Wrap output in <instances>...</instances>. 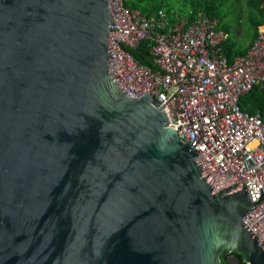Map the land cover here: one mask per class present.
<instances>
[{
    "label": "water",
    "instance_id": "obj_1",
    "mask_svg": "<svg viewBox=\"0 0 264 264\" xmlns=\"http://www.w3.org/2000/svg\"><path fill=\"white\" fill-rule=\"evenodd\" d=\"M115 0H0V264H264L166 109L108 75Z\"/></svg>",
    "mask_w": 264,
    "mask_h": 264
},
{
    "label": "built area",
    "instance_id": "obj_2",
    "mask_svg": "<svg viewBox=\"0 0 264 264\" xmlns=\"http://www.w3.org/2000/svg\"><path fill=\"white\" fill-rule=\"evenodd\" d=\"M115 6L120 24L108 36L110 79L124 80L129 92H146L166 109L168 127L193 145L217 181L212 195L247 194L256 205L241 223L264 248V114H250L239 104L254 86L264 89V26L246 54L230 63L217 20L199 16L172 23L163 11L147 17L127 10L125 0ZM141 43L151 65L130 52Z\"/></svg>",
    "mask_w": 264,
    "mask_h": 264
},
{
    "label": "trees",
    "instance_id": "obj_3",
    "mask_svg": "<svg viewBox=\"0 0 264 264\" xmlns=\"http://www.w3.org/2000/svg\"><path fill=\"white\" fill-rule=\"evenodd\" d=\"M222 0H125V8L127 10L140 11L143 15L151 17L157 14L158 11H163L168 21L174 23L180 19L186 18L190 23L195 18L202 16L211 18L218 21V29L223 30L226 33V39L223 43V55L231 63L235 58L244 56L247 50L251 47L255 39L257 38V28L264 26V18L259 22H254V30L251 34L247 35L249 39L248 44L241 52H234L235 43L237 41L227 27H220V20L217 18V11L219 10V3ZM264 4V0H250L248 5L253 9L255 7L262 14V9L259 8ZM264 16V15H263ZM133 56L140 62L150 65L151 58L148 54V48L146 43H141L135 50H130ZM241 109L255 114L260 112L264 114V89H260L259 86H254L253 89L245 94L240 99ZM239 264H246L241 260L239 255H235ZM221 264H230L227 257H221Z\"/></svg>",
    "mask_w": 264,
    "mask_h": 264
},
{
    "label": "rangeland",
    "instance_id": "obj_4",
    "mask_svg": "<svg viewBox=\"0 0 264 264\" xmlns=\"http://www.w3.org/2000/svg\"><path fill=\"white\" fill-rule=\"evenodd\" d=\"M249 1L222 0L218 5L217 18L220 20L219 26L229 28L231 36L234 33V39L237 41L234 47V52L236 53L241 52L248 44L247 35L254 30L252 21L259 22L264 18V14L258 9L249 7ZM263 6L264 4L259 6V8L262 9ZM227 257L230 260H234L232 255H227Z\"/></svg>",
    "mask_w": 264,
    "mask_h": 264
},
{
    "label": "flooded vegetation",
    "instance_id": "obj_5",
    "mask_svg": "<svg viewBox=\"0 0 264 264\" xmlns=\"http://www.w3.org/2000/svg\"><path fill=\"white\" fill-rule=\"evenodd\" d=\"M232 256H233L234 260H230V259H228V257H227V260L229 261V263H230V264H239V260H238V258H237L235 255H232Z\"/></svg>",
    "mask_w": 264,
    "mask_h": 264
},
{
    "label": "crops",
    "instance_id": "obj_6",
    "mask_svg": "<svg viewBox=\"0 0 264 264\" xmlns=\"http://www.w3.org/2000/svg\"><path fill=\"white\" fill-rule=\"evenodd\" d=\"M263 11V10H262ZM177 22V21H176ZM260 27H262V26H259L258 28H260ZM258 28H257V30H258ZM151 65V64H150Z\"/></svg>",
    "mask_w": 264,
    "mask_h": 264
}]
</instances>
